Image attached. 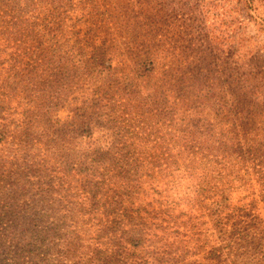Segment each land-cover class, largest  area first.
<instances>
[{
    "label": "rangeland",
    "instance_id": "1",
    "mask_svg": "<svg viewBox=\"0 0 264 264\" xmlns=\"http://www.w3.org/2000/svg\"><path fill=\"white\" fill-rule=\"evenodd\" d=\"M254 1L0 0V264H264Z\"/></svg>",
    "mask_w": 264,
    "mask_h": 264
},
{
    "label": "trees",
    "instance_id": "2",
    "mask_svg": "<svg viewBox=\"0 0 264 264\" xmlns=\"http://www.w3.org/2000/svg\"><path fill=\"white\" fill-rule=\"evenodd\" d=\"M229 1V0H227ZM240 1H245V3H249V5H254V0H240ZM117 201H111L109 203V206H113V205H116ZM224 204H220V203H214L213 204V207H211V215H213L214 213H220L222 211L221 209V206H223ZM225 206V205H224ZM76 213V212H75ZM80 211H79V215H78V212L76 213V215H78V217L80 216ZM79 220H80V217H79ZM223 221L221 219H218L217 222L214 224L215 225V230L217 229L216 231V235H217V232L220 233V239H226V238H229L230 237V233L229 231L226 229V227L223 225ZM213 229V235L212 236H215V231ZM109 230V229H107ZM243 241V243H242ZM256 241H254V237H250L248 235H243L241 237V241H239V248L237 249V252L235 253H231L230 254H234L236 259H240V261L243 263L244 262V259L247 257V253L244 251V247H249L250 249H253L259 253H261V249H259L260 245L259 243H255ZM216 243V242H215ZM242 248V249H240ZM215 249L218 250V248L216 247L215 245ZM240 249V250H239ZM67 258H71V256H76L75 253L71 254L70 253H67L66 254ZM102 256H104V259L102 260V264H112L113 263V256L108 254L106 251H103L102 252ZM63 264V263H62ZM124 264H127V263H124Z\"/></svg>",
    "mask_w": 264,
    "mask_h": 264
}]
</instances>
